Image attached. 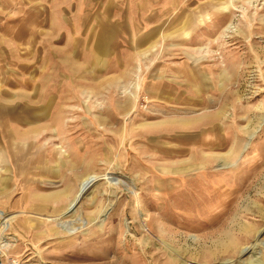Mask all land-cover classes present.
<instances>
[{
    "label": "rangeland",
    "instance_id": "obj_1",
    "mask_svg": "<svg viewBox=\"0 0 264 264\" xmlns=\"http://www.w3.org/2000/svg\"><path fill=\"white\" fill-rule=\"evenodd\" d=\"M0 109V264H264V0H0Z\"/></svg>",
    "mask_w": 264,
    "mask_h": 264
},
{
    "label": "crops",
    "instance_id": "obj_2",
    "mask_svg": "<svg viewBox=\"0 0 264 264\" xmlns=\"http://www.w3.org/2000/svg\"><path fill=\"white\" fill-rule=\"evenodd\" d=\"M22 109V111L23 112H26V115H27V118L31 121V122H33V121H35V120H38V116H36V113H40V112H45V109L43 110V109H41V108H37V107H34V106H32V107H30V108H21ZM1 110V109H0ZM14 112V110L13 109H11V108H5L4 110H1V112H2V115H1V119L2 118H7V113H9L10 114V112H11V114H13V112ZM20 111V110H19ZM4 114V115H3ZM11 114L9 115L10 117L9 118H13V116H11ZM50 198H53V199H59L60 198V193H58V194H56V195H52V196H49ZM7 219V222H9V223H11L12 221H13V219H14V216H10V217H7L6 218Z\"/></svg>",
    "mask_w": 264,
    "mask_h": 264
},
{
    "label": "bare ground",
    "instance_id": "obj_3",
    "mask_svg": "<svg viewBox=\"0 0 264 264\" xmlns=\"http://www.w3.org/2000/svg\"><path fill=\"white\" fill-rule=\"evenodd\" d=\"M94 179L95 178L93 176H87L81 181V183L79 185V190H78L75 198L71 201L68 210H71L73 208V206L78 202L80 197L82 195H84L86 193V191H88V189L92 185ZM8 226H9V222H5V223L3 222L2 223L3 230H7ZM246 250L247 249H245L244 251H246Z\"/></svg>",
    "mask_w": 264,
    "mask_h": 264
}]
</instances>
